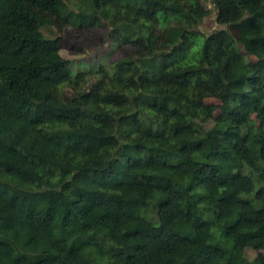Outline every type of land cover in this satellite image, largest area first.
<instances>
[{"label": "trees", "instance_id": "obj_1", "mask_svg": "<svg viewBox=\"0 0 264 264\" xmlns=\"http://www.w3.org/2000/svg\"><path fill=\"white\" fill-rule=\"evenodd\" d=\"M207 1L0 0V264H264V0ZM106 24L121 90L66 94L45 29Z\"/></svg>", "mask_w": 264, "mask_h": 264}, {"label": "rangeland", "instance_id": "obj_2", "mask_svg": "<svg viewBox=\"0 0 264 264\" xmlns=\"http://www.w3.org/2000/svg\"><path fill=\"white\" fill-rule=\"evenodd\" d=\"M206 5L212 10V14L205 19L200 26L204 32H212L216 29L225 27L217 22V8L214 0H209ZM111 28L108 24L101 26L86 25L78 28L73 25H65L62 29H45V32L52 37H61V53L68 58L72 64L73 73L86 71L82 78H73L63 83L60 89L67 94L82 92L90 88L101 86L100 95L105 97L109 92L121 90L117 82L118 68L120 60L132 53V48L119 46L114 38L109 34ZM253 61L258 62L259 57L253 56ZM188 96L191 101L200 104L199 95L205 93L202 100L203 106L212 114L214 118L220 117L223 113L222 102L219 97L212 92H204L194 85H189ZM103 114H94L85 116L93 118L107 132L114 134L118 130V118L123 113L133 112V108H106ZM249 127L252 132L261 138L264 135V122L256 115H253L249 121ZM253 250H249L251 257Z\"/></svg>", "mask_w": 264, "mask_h": 264}]
</instances>
